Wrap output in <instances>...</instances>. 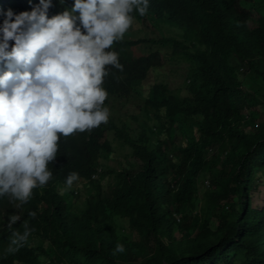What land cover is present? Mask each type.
I'll return each instance as SVG.
<instances>
[{"label": "trees", "instance_id": "obj_1", "mask_svg": "<svg viewBox=\"0 0 264 264\" xmlns=\"http://www.w3.org/2000/svg\"><path fill=\"white\" fill-rule=\"evenodd\" d=\"M39 3L1 0L0 25L9 9L19 14ZM52 8L49 18L57 15ZM165 18L178 24L172 33L180 25L194 28L203 42L189 48L142 40L145 56L126 72L133 81L147 80L151 68L167 76L180 63L165 61L168 48L190 66L186 82L175 87L166 77L151 86L137 125L116 131L129 146L117 169L105 162L116 159L114 141L86 142L83 133L62 138L57 170L78 173L73 186L90 183V195L79 203L46 196L52 213L41 220L32 215L44 208L37 195L28 208L35 219L25 218L19 240H29L30 226L35 230L25 249L1 225L0 264H264V0H155L141 21L158 25ZM131 47L123 42L119 49L128 54ZM103 185L110 195L99 194Z\"/></svg>", "mask_w": 264, "mask_h": 264}, {"label": "clouds", "instance_id": "obj_2", "mask_svg": "<svg viewBox=\"0 0 264 264\" xmlns=\"http://www.w3.org/2000/svg\"><path fill=\"white\" fill-rule=\"evenodd\" d=\"M154 1L40 0L31 11L17 14L9 9L4 13L0 25L1 245L5 229L19 250L27 247L35 230L30 226L29 240L19 244L25 218L33 223L35 218L41 220L43 212L52 213L43 200L46 196H58L66 202L68 197L79 203L82 195H90V183L82 180L73 186L78 173L66 177L57 170L62 138L83 133L88 135L86 142L114 141L119 152L116 159L105 162L112 169L127 162L129 146L120 144L116 131L127 125L131 131L137 125V118L145 112L140 108L148 106L150 92L145 88L158 76L151 68L147 80L138 77L133 81L126 72L131 62L145 56L138 50L142 40L158 37L189 48L203 42L201 31L196 33L194 28L180 25L182 30L172 33V25L177 28L178 24L168 18L157 19L158 25L141 21L150 15ZM52 4L57 15L49 18ZM134 12L140 15L139 20ZM123 42L132 44L130 53L119 49ZM166 52L169 60L182 63L177 56L180 53L168 48ZM117 103L122 104L119 112L113 110ZM101 131L103 136L96 138ZM100 172L95 180L100 179L103 169ZM106 188H99V194ZM104 194L110 195V191ZM37 195L45 209L40 208L31 218L28 208ZM64 221V225L55 221V229L68 224V219Z\"/></svg>", "mask_w": 264, "mask_h": 264}, {"label": "rangeland", "instance_id": "obj_3", "mask_svg": "<svg viewBox=\"0 0 264 264\" xmlns=\"http://www.w3.org/2000/svg\"><path fill=\"white\" fill-rule=\"evenodd\" d=\"M137 53H139V52H137ZM165 55H166L165 61L167 62L169 60L170 55H169L168 52H166ZM168 63H170V62H168ZM169 65H172V64H169ZM175 69H180L179 74H177V75H171L170 76V73H172L173 71H175ZM1 70H3L2 67H1ZM166 72L167 73L169 72L167 76H164V75H161V76L160 75L153 76L152 79H151V81L147 84L145 90H149V88L152 86V84L155 81H161V79H166V77L169 78L168 80H171V78H172V81H174L173 85L175 87H181V86H183V84L186 82V77H187L188 73H190V66L187 65V62H182V63H179L177 65H172L171 67H168L167 70H166ZM112 165L113 166H117L118 163H113ZM252 198H253V207L254 208H257L258 207V204H259V193L257 191H254L252 193ZM217 226H218V222H217V220H214L213 223H212V229L213 230H216L217 229ZM176 235L178 236V233Z\"/></svg>", "mask_w": 264, "mask_h": 264}]
</instances>
